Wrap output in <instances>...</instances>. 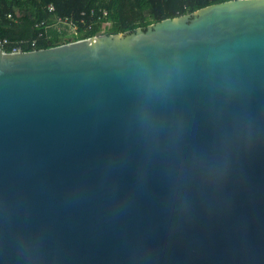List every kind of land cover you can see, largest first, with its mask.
<instances>
[{
    "label": "water",
    "instance_id": "95a60500",
    "mask_svg": "<svg viewBox=\"0 0 264 264\" xmlns=\"http://www.w3.org/2000/svg\"><path fill=\"white\" fill-rule=\"evenodd\" d=\"M0 264H264V0L0 51Z\"/></svg>",
    "mask_w": 264,
    "mask_h": 264
},
{
    "label": "trees",
    "instance_id": "16d2710c",
    "mask_svg": "<svg viewBox=\"0 0 264 264\" xmlns=\"http://www.w3.org/2000/svg\"><path fill=\"white\" fill-rule=\"evenodd\" d=\"M222 1L227 0H0V39L19 42L38 38L34 47L24 44V50L48 48L98 34L134 31ZM103 10L108 14L98 21ZM58 18L76 25L77 35L68 36L65 30L52 26ZM47 25L50 27L45 29Z\"/></svg>",
    "mask_w": 264,
    "mask_h": 264
},
{
    "label": "built area",
    "instance_id": "2783aa9c",
    "mask_svg": "<svg viewBox=\"0 0 264 264\" xmlns=\"http://www.w3.org/2000/svg\"><path fill=\"white\" fill-rule=\"evenodd\" d=\"M47 6H48L49 11L53 10V7L51 5H47ZM107 14L108 12L106 10H103L101 14L97 16V20L98 21L101 20V18L105 17ZM81 15H84V12H82ZM7 16L11 17L10 14H8ZM83 21L84 20L81 19V22ZM108 23L109 22H106L105 24H108ZM52 26L56 27L59 31L65 30L68 36L77 35L78 33L77 26L74 25L68 19L58 18ZM48 27H50V25L45 26V29H47ZM39 36H41V34H39ZM44 38L46 39L48 38V36H44ZM37 40L38 38H35L32 40H21L19 42H11L7 39H0V51L8 52V53L25 52L23 45L29 44L30 46L34 47L37 44Z\"/></svg>",
    "mask_w": 264,
    "mask_h": 264
},
{
    "label": "rangeland",
    "instance_id": "374dc122",
    "mask_svg": "<svg viewBox=\"0 0 264 264\" xmlns=\"http://www.w3.org/2000/svg\"><path fill=\"white\" fill-rule=\"evenodd\" d=\"M108 26V24H103V27L106 28Z\"/></svg>",
    "mask_w": 264,
    "mask_h": 264
}]
</instances>
